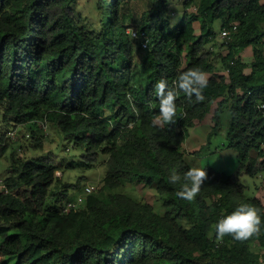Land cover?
I'll list each match as a JSON object with an SVG mask.
<instances>
[{
    "label": "trees",
    "instance_id": "16d2710c",
    "mask_svg": "<svg viewBox=\"0 0 264 264\" xmlns=\"http://www.w3.org/2000/svg\"><path fill=\"white\" fill-rule=\"evenodd\" d=\"M85 3L97 12L95 23L78 19L79 0H0V114L31 135L10 156L2 180L0 264H264V225L245 242L208 237L243 203L264 220V203L247 197L240 182L264 178V0ZM233 26L231 40L216 51L221 31ZM132 28L148 37V49L131 37ZM248 50L252 59L245 62ZM193 67L208 78L204 101L179 92L176 124L153 126L156 82L172 86ZM225 109L226 147L238 153L237 171L206 167L197 197L178 198L181 185L168 177L175 169L183 178L192 168L185 159L189 132L211 115L209 145ZM44 122L80 152L78 162L62 167L51 153H19L44 150ZM100 155L107 158L100 187L64 211L63 201L78 196L58 172L91 169ZM127 185L154 190L164 212L119 192Z\"/></svg>",
    "mask_w": 264,
    "mask_h": 264
},
{
    "label": "rangeland",
    "instance_id": "374dc122",
    "mask_svg": "<svg viewBox=\"0 0 264 264\" xmlns=\"http://www.w3.org/2000/svg\"><path fill=\"white\" fill-rule=\"evenodd\" d=\"M76 15L78 19L81 21L89 20L95 23L93 20L97 12L92 9L91 6H87L85 0H79V4L76 6ZM133 29V28H132ZM136 29V28H134ZM197 30L199 32V27L197 26ZM216 31H220V25H216ZM223 41L221 40L220 36H218V41L216 43V51L220 49L222 46L221 44ZM142 56V54H141ZM244 61L250 62L252 59V52L250 50L246 51L244 54ZM217 58L214 59V63L218 64ZM219 66V64H218ZM207 124L210 127H213L212 124V116L209 115L207 118ZM230 122V113L228 109H225L224 113L222 114V128L221 130L212 135L209 140V145H206L208 142V135L206 137V142L204 145L200 147L198 150H194V145L197 143L193 142V138L196 137L194 134V130H191L187 137V142L185 144L186 152L189 150L191 151L189 154L187 153V161L189 165H193L194 162L191 163L192 159H197L198 163L196 166L200 168L212 167L218 171H226L227 174H233L237 171L238 164L236 163L235 157L224 152L220 155L215 156L214 152L216 150H223L226 148L227 140L226 135L229 128ZM8 126V127H7ZM16 130L17 131V139L15 141L9 142V149L8 151L0 157V181L4 180L9 173V166H10V156L14 152H18L21 145L24 142H28L30 139L25 138L26 134H30V132L22 126L13 128L12 125H8L2 122V115L0 114V135L2 133L9 131V130ZM40 133V132H39ZM41 134L44 135V150L42 151H26L22 150L19 153L24 154V156L38 158L41 156L48 155L51 153L53 158L59 162L62 167H65L67 163H71L72 161L78 162L80 157V152L73 147V144L69 141L64 140L56 131H52L49 126L47 125L46 129L41 128ZM201 150V156L193 155L192 153ZM214 153V154H213ZM223 155V156H222ZM237 158V157H236ZM106 159L103 155H100L98 162L94 165L91 169H67L58 172V177L62 180V183H68L72 185L70 189V193L73 194L75 197L79 196L80 194H84L85 189L87 187L91 188L92 191L95 193L96 190L100 187L104 176L107 172L106 167ZM225 163L224 169L220 166L221 164ZM225 172V173H226ZM240 182L246 187V196L249 198L259 197L261 201L264 203V188L262 184L264 183L263 176L258 177H250V176H240ZM259 189V193H258ZM119 192L128 194L129 196L139 200L141 202L149 203L153 205L154 209L158 213H163L164 209L162 206V202L158 194L143 185H127L126 188L119 189ZM253 249L256 250L257 247L253 246Z\"/></svg>",
    "mask_w": 264,
    "mask_h": 264
},
{
    "label": "clouds",
    "instance_id": "9594fccd",
    "mask_svg": "<svg viewBox=\"0 0 264 264\" xmlns=\"http://www.w3.org/2000/svg\"><path fill=\"white\" fill-rule=\"evenodd\" d=\"M207 84V75L199 67H193L181 72L176 80L173 81L172 86H169L165 79H160L156 82L154 90L159 100V114L155 116L152 122L153 126L163 128L165 125L176 124V100L179 92H183L189 101H192V98L195 97V102H203L205 99L203 90L207 87ZM4 133H2V139ZM182 179L183 183H181ZM207 179V171L205 168L200 167L190 168L183 174V178L175 169H172L168 177L169 183H179L181 185L180 190L176 192V196L187 201H192L197 197ZM262 225H264V220L261 218V210L250 204L243 203L230 214L222 216L218 222L213 224L208 237L212 239L214 234L215 242L218 244L223 242L225 236L232 237L234 241L245 242L253 236H259L262 231Z\"/></svg>",
    "mask_w": 264,
    "mask_h": 264
},
{
    "label": "built area",
    "instance_id": "2783aa9c",
    "mask_svg": "<svg viewBox=\"0 0 264 264\" xmlns=\"http://www.w3.org/2000/svg\"><path fill=\"white\" fill-rule=\"evenodd\" d=\"M237 30L236 26H233L232 28L228 29V28H224L221 33H220V38L222 41L227 42L230 41L232 38V33L235 32ZM129 33L131 35V37L133 39L139 40L142 44L143 49H148V45H149V39L145 34H140L137 30L134 29H130ZM262 108H264V105L262 106ZM47 127V123L44 122L41 124V128L46 129ZM2 137V135H0V138ZM31 135L30 134H26L25 138L30 139ZM17 139V131L16 130H10L8 132H5L3 135V142L0 143V147L2 145H4L8 140L11 141H15ZM3 183L2 181H0V189H2ZM93 193L92 189L87 187L85 189L84 194L79 195L74 201H63V205L65 207L64 211H69L70 209H76L79 205L83 204L84 202V197L91 195Z\"/></svg>",
    "mask_w": 264,
    "mask_h": 264
},
{
    "label": "crops",
    "instance_id": "0c3cea01",
    "mask_svg": "<svg viewBox=\"0 0 264 264\" xmlns=\"http://www.w3.org/2000/svg\"><path fill=\"white\" fill-rule=\"evenodd\" d=\"M206 121H207V119L200 126H198L195 129H193L194 130V134L193 135H195L196 137H194L192 140H193L194 143H197L196 145H194V150H198L200 147H202L204 145V142H206L205 139H206L207 135H209V133L211 131V127L207 124ZM190 152L191 151L189 150L187 153L189 154ZM222 152H224V155L226 153H229L230 155L232 154V156L235 157V160L237 159L236 163L238 164V161H239L238 153L236 151L232 150V149H228L226 147L223 150H216V152H214L215 154L214 153L213 154L215 156H217V155H220ZM187 153H186V155H187ZM185 159H186V161L188 160L187 157H185ZM192 162H194V164L190 165L191 167H198V166H196V164L198 163L197 159H195V158L192 159L191 163ZM187 163H188V161H187ZM220 166L224 169L225 163L224 164L222 163ZM221 171L222 172H226V171H223V170H221ZM226 173H228V172H226Z\"/></svg>",
    "mask_w": 264,
    "mask_h": 264
}]
</instances>
